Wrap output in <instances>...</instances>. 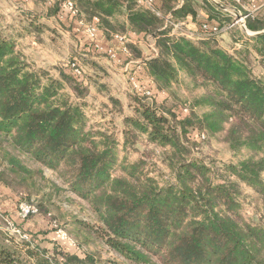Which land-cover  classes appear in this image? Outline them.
Here are the masks:
<instances>
[{
    "label": "trees",
    "instance_id": "trees-1",
    "mask_svg": "<svg viewBox=\"0 0 264 264\" xmlns=\"http://www.w3.org/2000/svg\"><path fill=\"white\" fill-rule=\"evenodd\" d=\"M73 1L74 17L107 38L134 33L156 41L158 55L145 63L158 92L169 98L159 102L133 92L127 113L111 96L112 129H97L86 112L88 73L75 61L82 75L69 64L70 72L51 77L30 66L16 37L0 29V186L16 194L17 210L22 202L39 208L25 220L4 211L28 239L5 233L0 222V264H103L92 254L42 246L22 229L31 218L51 217L31 200L34 190L41 192L39 183L51 182L46 170L95 214L94 225L77 221L76 236L86 232L88 242L96 235L130 263L264 264V14L246 20L248 31L260 35L248 36L235 26L229 30L232 41L241 43L230 50L222 44L223 34L202 33L204 23L227 25L220 17L224 11L209 0ZM48 8L56 18L65 13L61 1ZM189 16L199 34L183 29ZM127 48L133 58H143L140 47ZM254 63L263 73H256ZM182 75L203 91L200 97L177 102L174 86ZM219 134L236 160L207 163L195 151L203 139ZM131 153L139 156L134 162L128 161ZM153 156L169 172L163 183L147 170L157 167L149 163ZM247 188L263 213L251 221L243 214L254 199Z\"/></svg>",
    "mask_w": 264,
    "mask_h": 264
},
{
    "label": "rangeland",
    "instance_id": "rangeland-1",
    "mask_svg": "<svg viewBox=\"0 0 264 264\" xmlns=\"http://www.w3.org/2000/svg\"><path fill=\"white\" fill-rule=\"evenodd\" d=\"M48 1L49 0H0V29L9 33L11 32V34L16 37L18 51L23 54L30 66L46 69V71H50L51 77L60 78V73L63 69H66L67 64H75L76 60L73 57L76 53L70 34H67V32L65 33L62 29L57 30L55 28H49L48 24L56 25V23L54 20L55 16L49 15L51 12L48 10ZM69 1L70 3H73V0ZM197 1H200L201 3L203 0ZM209 1L216 5L218 2L220 5L226 6L228 11H234L233 9L236 7L231 0ZM227 10H224V13L220 14L221 18H227V25H231L233 21H237L239 20V17H241L239 12L235 13V15H238V17H236L231 16ZM253 15L257 16V12H254ZM33 23L34 26H32ZM39 25L44 27L42 31H37L36 27ZM182 27L183 29L185 28L184 26ZM185 31L191 32V30L186 28ZM238 31H240V29ZM222 43L226 48H229L233 42L230 40L229 35H227L225 38L222 37ZM80 53L85 54L86 52L80 51ZM73 60L74 62L71 63ZM254 65L256 73H263L262 66H257V63H254ZM117 69L119 71L118 74L124 73V69ZM133 76L135 75L132 74L130 79ZM105 81L107 82V80ZM108 81L109 82L107 83H109L113 93L118 92L115 88L120 89L123 93H126L129 90L126 79H122L119 75ZM44 82L47 83L48 79H44ZM174 88L176 94L178 95V103L181 99V101H191L193 98L200 97L203 93L201 89H195L193 84L185 75L181 76L180 82L177 83ZM94 91L97 92V90L93 87L92 95L86 97V101L89 105L86 108V112L90 122L96 126L97 129L98 126H103V129H112L108 120H103L102 118L103 114H106L108 119L109 117H112L110 109L103 108V104H100L104 103L102 101L107 100L105 94L108 93L103 92L100 96H96ZM66 92L74 97V92L70 88ZM127 95L129 96V92L126 93V96ZM106 103L109 104V102ZM175 103L176 101L173 99L168 101V104L171 107ZM179 106L181 105L179 104L178 107ZM180 110L183 112L184 109L181 107ZM116 121H118V119H116ZM223 138V134H219L215 137L213 136L205 141L202 138L203 143L197 151H195L196 155L207 163H211L213 158H216L221 162L236 160L235 155L231 152L229 146L225 143ZM119 149L121 154L120 157L126 155V152L122 150L123 146L121 141ZM138 157L139 156L136 153L128 154V161L134 162L138 159ZM152 159V162L149 160V163H157V167L149 165L147 170L153 171L152 175L156 177L160 183H163V181L168 179L167 174L169 172L165 169L161 162L158 163L159 160L156 156H153ZM114 173L116 176H121L123 174L120 171H115ZM45 175L52 183H57V186H61L62 190L58 191L52 186L51 182L43 181L39 183L38 186L41 192L36 194V190H34L31 200L35 203L43 205L45 210L51 212V217L44 218L42 216H38L31 218L27 223V226L22 229L27 233L33 234L42 246L50 248H53L54 246L59 247L62 250L77 253L80 256L92 254L95 255L96 259L100 261V263L103 264H134L126 261L119 254L111 251L108 246L103 243V241L96 237V235H93L91 240L88 242L85 241V237L87 235L86 232H83L79 237L76 236L74 232L77 227V221H85L94 225L97 222L95 214L85 200L75 196L68 190V186L58 180L55 172L46 170ZM246 192L249 195H252L254 199L248 200L244 205L243 214L245 219L247 221H251L254 217L256 218L258 216V218H260L263 216L261 211L262 205H259V202L257 198H255L256 196L252 190L247 188ZM1 226L5 233L10 234L2 224ZM61 229L68 234L69 239L72 241H69L61 236L59 237V230Z\"/></svg>",
    "mask_w": 264,
    "mask_h": 264
},
{
    "label": "crops",
    "instance_id": "crops-1",
    "mask_svg": "<svg viewBox=\"0 0 264 264\" xmlns=\"http://www.w3.org/2000/svg\"><path fill=\"white\" fill-rule=\"evenodd\" d=\"M58 1L61 0H49L47 5L48 6L53 5ZM231 1L238 6L239 10L235 8L233 9L234 11H228L226 6L220 5L218 2L217 4L220 5L218 6L220 7L221 10L223 11L227 10V12L231 14V16L238 17V15H235V13L238 12L240 13V15H246L247 13H249L248 11H250L253 8V6H256V8L258 9L257 15L264 14V0H250V1L241 0V3H237L236 0H231ZM61 2L63 3V7L65 8L64 9L65 13L64 14L61 13L58 16V18L54 17L56 25L48 24V26L49 28H55L57 30L62 29L65 33L67 32V34L71 35V40L76 53V55L73 58L82 68V70L85 71V73H88V77L86 79L81 77L80 80L83 81V79H85L84 84L90 85L91 95L93 92V87L95 88V90H97V92L94 91L96 96L97 95L100 96L101 93L103 92L108 93L105 94L107 100L102 101L104 103H100L103 104L104 106L103 108H106V105L109 107L108 109L113 108L112 103L110 102V97L113 96V97H117L121 102H123L127 111L128 105L130 103V99L128 95L126 96V93L129 92V94H131L135 92L132 89V84L130 82V76L132 74L135 75L136 81L139 85L151 91L152 97L151 98L148 97L149 99L156 98L157 101L162 102L169 98L167 93L158 92V90L156 89L155 82L148 72L147 64L145 63L146 61L158 55V49L156 47V41L154 39H152L151 37L144 38L143 36H138L134 33L124 36H115L114 38H107L104 32L102 30H98L94 25L87 24L85 22L76 19L72 14V9L67 5V3L70 2L69 0H62ZM182 8H183V3H181L177 7V9H182ZM251 17H255V15ZM200 18L202 20L207 18L205 11L201 12ZM246 20H245V24H246ZM234 22L235 21H233V23ZM183 26L186 29L191 30L190 33L199 34L200 32L191 16L187 18ZM237 26H239L238 28L242 31V33L251 36L252 33L248 31L247 26L246 29H243L240 25H236L235 27ZM91 27L96 28L93 35L89 32L90 31L89 29ZM227 35H229V31L224 33L221 36V38L222 37L225 38L227 37ZM230 40L232 41L231 38ZM127 44H133L143 49V58L140 59L133 58L132 54L129 52L127 48ZM229 48L230 50L234 48L239 49L241 48V43L233 42L231 43V46ZM80 51L86 53L81 54ZM89 60H91V62H88ZM117 68L124 69V73L118 74L119 71ZM65 70L66 72H70V69L68 68V64L66 65ZM118 75L122 79L124 80L126 79V82L128 83L129 90L126 93H123L122 91H120V89H116V88L115 90L118 91L117 92L118 94L113 93L109 83H107L109 82L108 80H110L111 78L113 79V77L116 78V76ZM105 80H107V82ZM106 102H109V104ZM127 113L129 112L127 111ZM106 117L107 118H103V117L102 118L103 120H108L109 122L110 117L109 119L108 116ZM0 201L3 211L10 213L16 219L19 218L17 213V206H16L17 196L15 193H13L10 189L4 186H0Z\"/></svg>",
    "mask_w": 264,
    "mask_h": 264
},
{
    "label": "built area",
    "instance_id": "built-area-1",
    "mask_svg": "<svg viewBox=\"0 0 264 264\" xmlns=\"http://www.w3.org/2000/svg\"><path fill=\"white\" fill-rule=\"evenodd\" d=\"M237 3H241V0H236ZM250 1V0H249ZM147 3H150V1H147ZM68 7H70L72 10L74 8L73 3H67ZM258 9L256 8V6H253V8L248 11L249 13H247L246 15H240L241 17H239V20L235 21L234 23H232L231 25H225V26H220L219 24L216 25H210L208 23H204L202 25V33L204 34H224L226 32H228L229 30H231L232 27L236 26V25H240L243 29H246V24H245V20L248 17L253 16L254 12H257ZM75 13H77V10H74ZM90 33L93 35V33L95 32L96 28L95 27H91L89 29ZM113 56V55H112ZM73 68H74V72L77 75H82V70L80 68H78L75 64H73ZM130 82L132 84V89L136 92H138L140 95L146 96L151 98L152 97V93L149 89H146L144 87H142L141 85H139L136 81V77L133 76L130 79ZM185 112H187V110H185ZM18 217L22 220L28 219L31 216H36L39 214V208L37 207V205L35 204H31V203H27V202H22L19 204L18 206ZM0 222L2 223V225L4 226V228L12 235H16L21 239H28V236L26 234H24L15 224L14 219L9 216L6 215L2 209V205L0 203ZM63 237L69 241H72L71 239H69L68 234L63 231L62 229L59 230V237Z\"/></svg>",
    "mask_w": 264,
    "mask_h": 264
},
{
    "label": "water",
    "instance_id": "water-1",
    "mask_svg": "<svg viewBox=\"0 0 264 264\" xmlns=\"http://www.w3.org/2000/svg\"><path fill=\"white\" fill-rule=\"evenodd\" d=\"M217 5H219V4H217ZM220 6V5H219ZM261 33H257V34H251V35H260Z\"/></svg>",
    "mask_w": 264,
    "mask_h": 264
}]
</instances>
